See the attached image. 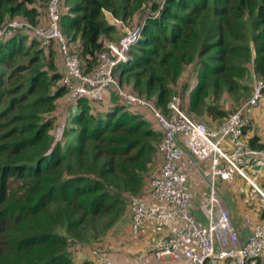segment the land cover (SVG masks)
Wrapping results in <instances>:
<instances>
[{
    "label": "trees",
    "instance_id": "16d2710c",
    "mask_svg": "<svg viewBox=\"0 0 264 264\" xmlns=\"http://www.w3.org/2000/svg\"><path fill=\"white\" fill-rule=\"evenodd\" d=\"M65 1L61 29L88 72L122 35L104 9L124 22L143 5L152 13L131 62L116 76L165 113L178 96L189 117L215 129L241 106L252 78L264 80V0ZM47 4L0 0V27L44 26ZM51 47L57 50L25 30L0 41V264H97V254L77 260V248H95L126 202L130 215V198L158 172L152 164L163 163V134L116 94L118 106L85 98L69 106L52 147L68 92Z\"/></svg>",
    "mask_w": 264,
    "mask_h": 264
},
{
    "label": "built area",
    "instance_id": "2783aa9c",
    "mask_svg": "<svg viewBox=\"0 0 264 264\" xmlns=\"http://www.w3.org/2000/svg\"><path fill=\"white\" fill-rule=\"evenodd\" d=\"M65 0H48L47 24L34 26L12 21L0 27V41L13 38L25 30L44 47L55 45L63 65L62 84L67 89L66 104L82 98L103 104L111 92L128 108L145 110L154 118L163 134L160 153L163 163L152 176L141 196L130 198L132 234L139 239L144 228L155 232L152 252L157 264L173 261L180 264H249L264 259V220L247 217L249 234L242 243L231 223L230 214L218 190L219 181L233 184L236 176L247 182L264 200L259 185L264 170V144L253 148L245 137L256 111L264 100V80L254 79L251 97L217 128L189 117L178 96L169 105V115L153 102L126 91L116 72L129 64L131 51L140 42L142 24L126 26L113 19L122 33L117 42H108L97 55L92 72L85 71L61 29ZM64 126L61 125V130ZM200 162H209L210 178L207 203L203 206L205 224L190 213L193 194L187 188L188 175L178 168L185 153ZM175 225V226H173ZM168 227L174 231L166 234ZM97 264H116L98 255Z\"/></svg>",
    "mask_w": 264,
    "mask_h": 264
},
{
    "label": "crops",
    "instance_id": "0c3cea01",
    "mask_svg": "<svg viewBox=\"0 0 264 264\" xmlns=\"http://www.w3.org/2000/svg\"><path fill=\"white\" fill-rule=\"evenodd\" d=\"M112 20H109V23L114 25ZM122 69L123 68L119 69L118 73ZM192 75H194L193 70ZM114 95L115 92H111L108 95V98L105 103H103V105L114 107L115 105L120 103L119 99H117V97H115ZM230 104L231 107H233L234 103L232 102ZM68 108L69 105H67L65 101L62 100L60 105V122L63 126L66 125ZM138 112L141 113V115L146 114L145 110H138ZM153 128L161 132L160 128L157 125ZM245 137L248 140L252 139L253 137H257L260 143H264L263 106H261L256 111L251 125L245 132ZM178 168L188 175V181L186 186L193 194V198L190 202L189 211L199 223L205 224L206 219L205 216L203 217L202 214L204 212L203 206L207 203L208 198L210 178L209 162H200L187 152L184 154L182 160L179 162ZM260 175L261 177L259 180V185L264 189V170H262ZM218 190L221 199L230 214L231 223L238 232L240 241L243 243L249 234V227L246 221L247 217L255 218L258 220H264V200L251 188V186L247 182H245L238 176L235 177L234 182L231 185H228L223 181H219ZM129 219L132 224L131 214L129 215ZM173 231L174 230L171 227H168L165 233L170 234ZM143 233L144 236L139 239H136L134 237L132 238L131 233L129 238V240L131 241L130 243L122 242L119 244H111V251L109 250L107 255L104 256L107 259L112 260L116 264H157L154 254L152 252V246L155 241L156 234L150 228H144ZM261 263H264V259L255 261L254 264ZM167 264L177 263L167 261ZM249 264H252V262H250Z\"/></svg>",
    "mask_w": 264,
    "mask_h": 264
},
{
    "label": "rangeland",
    "instance_id": "374dc122",
    "mask_svg": "<svg viewBox=\"0 0 264 264\" xmlns=\"http://www.w3.org/2000/svg\"><path fill=\"white\" fill-rule=\"evenodd\" d=\"M64 4H65V9L63 10V13H64V11L67 9V8H69V6H70V1H68V2H64ZM164 4H165V2H164ZM132 5H134V2H132ZM149 10L147 9V10H144V5H143V8H139V10H137L136 11V9L133 11V13H132V15H130L129 17H128V19H127V21H123V23L124 24H126V26H131V25H133V24H136L137 23V21H139V20H141V21H143L145 18H147V17H149V16H151V14L152 13H150V12H148ZM103 14H104V19L109 23L112 19H117V18H115V16L113 15V13L111 12V11H109V10H106V9H104V11H103ZM145 15V16H144ZM120 18V17H119ZM110 20V21H109ZM120 20V19H119ZM112 22H113V20H112ZM110 24V23H109ZM114 24V23H113ZM110 25H112V24H110ZM112 26H115V25H112ZM119 38H120V36H119ZM110 42H112V41H110ZM113 42H117L116 40H113ZM51 48H53L54 50H51L52 51V56H53V59L54 60H58V59H60V61H61V58H60V56H59V54H58V52H55V51H57L56 49H55V47H51ZM58 55V56H57ZM56 62V61H55ZM130 62H131V60H130ZM129 62V63H130ZM56 66H57V68H58V70H62L63 71V65H62V62L61 63H59V61H57L56 62ZM128 65V64H127ZM126 65V66H127ZM123 67V66H122ZM254 79H257V77H254V78H252V81L250 82V87H249V89L247 90V95L244 97V99L242 100V101H240L239 103H238V106H237V108L240 106V105H242V104H244L245 102H247V100L251 97V95H252V91H253V84H254ZM259 79V78H258ZM260 80H262V79H260ZM123 86V88L125 87V84H123L122 85ZM132 93H134V92H132ZM134 94H136L137 95V93H134ZM140 96V95H139ZM143 98H144V96H142ZM146 98V97H145ZM172 100V99H171ZM65 103H66V100H65ZM170 103H171V101L168 103V105H167V113H165L163 110V112L165 113V114H167V115H169V105H170ZM132 109L134 110V108L132 107ZM235 110H237V109H235ZM234 110V111H235ZM233 111V112H234ZM147 114V113H146ZM146 114H143L142 115V117L143 118H145L146 119V121H147V124H148V126L149 127H154V126H156L157 125V122H156V120L154 119V118H152V117H150L148 114V116L146 115ZM200 122H204V121H200ZM207 126H208V124L206 123V122H204ZM61 122H59L58 123V126H56V129H55V131H54V135H55V141H54V144H53V146L52 147H54V145H55V143H57V142H59L60 140H61V138H62V135H63V131H64V128H63V130H61ZM65 127V126H64ZM209 127V126H208ZM61 133H62V135H61ZM158 150L160 151V146H159V148H158ZM161 165V164H160ZM160 165H158V163L157 162H155L154 164H152V167H153V171L157 168V171L160 169ZM152 167H151V169H152ZM144 192V191H143ZM143 192L141 193V194H143ZM141 196V195H140ZM202 211V210H201ZM203 212V211H202ZM203 217H204V212H203ZM117 218H119V217H117ZM131 224V222H130V219H129V211H128V203L126 202V212H125V214L121 217V218H119L118 220H116V223H115V225L113 226V227H111L104 235H101V237L100 238H98V239H96V242L95 243H93V246H95V248H92V249H90V248H88V249H86V250H89V252L88 251H86L85 249H79V248H77L78 249V252L76 253L77 254V260H79V258H80V256L82 255V254H84V255H86V257H88L89 259H92V256H94V255H96V258H97V256L98 255H102V256H104V255H106L107 253H108V251L110 250V247H111V244H113V243H117V244H119V243H125V242H127V243H130L131 241L129 240V238H130V234L132 233V231H131V229H130V227L132 226V224ZM134 236H133V234H132V238H133ZM97 243V244H96ZM255 263V261H252V264H254ZM261 264H264V263H261Z\"/></svg>",
    "mask_w": 264,
    "mask_h": 264
},
{
    "label": "clouds",
    "instance_id": "9594fccd",
    "mask_svg": "<svg viewBox=\"0 0 264 264\" xmlns=\"http://www.w3.org/2000/svg\"><path fill=\"white\" fill-rule=\"evenodd\" d=\"M123 67H124V66H123ZM123 67H122V68H123Z\"/></svg>",
    "mask_w": 264,
    "mask_h": 264
},
{
    "label": "water",
    "instance_id": "95a60500",
    "mask_svg": "<svg viewBox=\"0 0 264 264\" xmlns=\"http://www.w3.org/2000/svg\"><path fill=\"white\" fill-rule=\"evenodd\" d=\"M61 135H62V133H61Z\"/></svg>",
    "mask_w": 264,
    "mask_h": 264
}]
</instances>
